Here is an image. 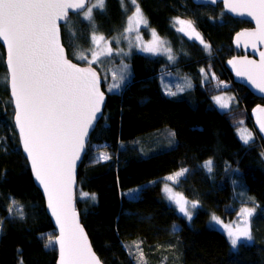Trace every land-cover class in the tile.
Returning <instances> with one entry per match:
<instances>
[{
    "label": "trees",
    "instance_id": "1",
    "mask_svg": "<svg viewBox=\"0 0 264 264\" xmlns=\"http://www.w3.org/2000/svg\"><path fill=\"white\" fill-rule=\"evenodd\" d=\"M139 3L149 25L181 52L180 65L202 77L200 70L212 64L220 78L233 83L242 105L236 113L221 111L212 99L216 85L204 84L203 77L183 98H170L160 81L161 73L169 70L164 68L167 59L132 54L133 81L121 92L107 94L104 117L91 136L79 168L77 209L93 248L104 264H139L135 242H140L146 264H264L261 137L257 133L255 141L214 157L210 172L187 149L235 129L245 118L238 117L239 111L246 112V123L253 128L251 111L264 101L235 84L225 67L229 58L242 54L233 46L234 35L252 25L230 17L222 5L197 6L192 0ZM126 17L120 0H106L105 9L94 17L96 31L107 37L120 34L126 28ZM177 17L193 21L216 57H208L198 44L181 39L174 27ZM69 20L72 29L68 23L63 26L62 38L70 57L90 47L95 28L80 15H72ZM6 76L5 50L0 45V264H56V245H46L47 237H55L57 232L20 146ZM164 128L174 130L177 146L143 156L136 139ZM100 152L110 158L97 161ZM183 169L188 172L174 188L201 206L191 221L180 215L162 192L165 178ZM135 188H140L139 195H126ZM85 192L88 197L81 195ZM245 196L249 201L244 202ZM12 199L23 206V219L7 211ZM244 204L255 207L251 218L253 239L234 249L223 231L210 226V216L215 213L224 222L231 221Z\"/></svg>",
    "mask_w": 264,
    "mask_h": 264
},
{
    "label": "snow or ice",
    "instance_id": "2",
    "mask_svg": "<svg viewBox=\"0 0 264 264\" xmlns=\"http://www.w3.org/2000/svg\"><path fill=\"white\" fill-rule=\"evenodd\" d=\"M211 2L215 3L216 0ZM104 3L105 0H96L94 5L86 9V18L91 19L92 8L103 9ZM132 3L135 4L136 0H132ZM84 7V0H0V40L6 44L9 70L4 81L10 85L14 98L13 119L19 129L23 150L31 162L35 180L47 194L48 207L59 225V235L48 236L46 245H58V264H102L79 222V215L73 205L72 189L75 163L80 158L88 129L97 119V113L101 112L105 96L100 90L97 72L91 67L82 68L73 63L60 42L59 21L68 19L69 9ZM226 7L231 12L246 14L255 20L256 30L241 33V36L248 38L254 48L258 43H264V0H226ZM133 22L147 25L138 5L135 14L129 18V31ZM178 22L188 23L191 27L190 21ZM179 30L184 31L183 28ZM153 35H156L154 30ZM93 39L103 40L104 37L94 36ZM157 41L163 43L158 37ZM145 51L155 52L157 48L150 45ZM110 53L111 49L106 54ZM78 58L86 59L83 55ZM98 59L99 55L93 53V61ZM229 63L236 68L238 76H246L264 93V52L260 53L259 63L255 60ZM238 64L241 66L238 67ZM119 87V83H115L108 91ZM169 94L176 95L175 92ZM215 99L219 102L221 98ZM220 106L228 107L227 104ZM254 111L258 114L259 129L264 132V107ZM251 139V134L243 137L244 143H249ZM205 167L210 172L212 161H207ZM187 172L188 169H183L165 179L178 181ZM164 191L167 199L175 203L190 220L189 207L194 209L197 203L187 200L180 193H173L167 184ZM81 195L89 196L86 192ZM92 199H95L94 194ZM10 203L11 207L7 209L9 214L23 219V206L15 199ZM254 213L255 207L243 208L240 213L244 218L242 224L234 228L224 225L233 247L237 246L241 238L248 241L253 239L250 218ZM212 220L223 223L216 216ZM2 223L0 221V225ZM134 247L139 264H146L140 242H135Z\"/></svg>",
    "mask_w": 264,
    "mask_h": 264
},
{
    "label": "rangeland",
    "instance_id": "3",
    "mask_svg": "<svg viewBox=\"0 0 264 264\" xmlns=\"http://www.w3.org/2000/svg\"><path fill=\"white\" fill-rule=\"evenodd\" d=\"M120 1L126 12L127 23L125 30L122 33L117 34L113 37H107L97 32L95 27L94 17L96 15V12L103 11L105 9L106 0L103 9H100L98 7L92 8L91 19L86 18V11L80 14L81 19L92 23L94 25L95 30L94 32H92L91 35L90 47L70 56L69 58L72 61L84 66L96 68L103 79L104 91L107 94H113V93L121 92L126 87L127 84L133 81L134 70L132 67V54L142 53L150 57H156V56L165 57L167 60L164 68H169V70H167L164 73H161L160 81L163 87V91L167 96L175 99L183 98L188 91L195 88V86L200 82V79L202 80L203 77L204 84L213 82L216 85V93L214 94L212 99L217 105V107L221 111H224L225 113L237 112L239 106L242 105V101L239 95L237 94V92L233 89L232 82L220 78V74L213 69L212 64L209 67V69L202 68L200 70L199 73L200 74L202 73L201 74L202 77H199L197 73H194L191 70H187L184 66L180 65V61L182 60V55L180 54L181 52L178 50H174L171 40L160 36L157 33V31H155V29H153L149 25V22L140 7L139 0H136L135 4L132 3V0H120ZM95 3L96 0H90L88 8L94 5ZM137 5L140 7L144 18L147 20V25L143 23L136 24L135 22H133L131 25V31H129L128 30L129 18L135 14V8ZM178 21L189 22L190 20L184 18H178V17L175 18L174 20V27L180 33V37L182 40L185 39L188 42H192L193 44H198L200 47L204 49L208 57H213V58L216 57V52L214 51V49H212L211 45L203 39L202 35L196 29L197 27H195L193 21H190L191 27H189L188 23L180 24ZM67 23H68V25L66 24L67 27L72 29V25H71L72 21L69 20V22ZM180 28H183L184 31H180L179 30ZM153 30L156 34L155 36L153 35ZM197 33L199 34V38H197ZM94 36L95 37L103 36L104 39L94 40L93 39ZM157 37L159 38V41H163V43H159L157 41ZM201 39L203 40V43H201ZM150 45L155 46L157 48V51L155 52L145 51V49ZM205 45H208L210 47L206 48ZM109 49H111V53L106 54L108 53ZM93 53H97L99 55L98 60L93 61ZM80 55L85 56L86 59H79L78 57ZM169 56H171L172 58L169 59ZM115 83H119L120 85L119 89H113V91L111 92L108 91V89L111 88L112 85ZM170 92H175L176 95H170L169 94ZM216 97L221 98L219 102H217V100L215 99ZM221 104H227L228 107L222 108L220 106ZM237 114L238 117L239 116L240 117L243 116L245 118L247 117V114L244 111H239ZM245 118H241L238 121L240 122V124L236 125L235 129L208 138L196 144L187 146V149L195 153L199 157L200 161L203 163L204 166L207 161L211 160L212 168H213L214 157H216L217 155L225 151H228L230 149H236L240 146L247 145L257 139V136L259 134L257 135V131L255 130L254 126L252 128L250 125H247ZM172 133H175L174 130L170 128H164L147 135L145 134L139 136L136 139L137 147L141 152V154L145 157H149L152 155H156L168 151L176 147L178 144L176 134L173 136ZM249 134H251L252 139L249 141V143H244L243 137H246ZM104 156H108L110 158L108 153L105 154L103 152H100L98 153L97 155L98 159L96 158V160L107 161L109 158L104 159L103 158ZM186 174L187 173L179 177L178 180L180 178H184ZM176 183L177 181H168L165 179L162 186L164 199L169 204H171L180 215L184 216L188 221H191V219L198 212V209H200L201 206L198 202H196L197 203L196 208L193 209L189 207V211L191 212L190 220L183 213H181L179 211V207L175 203L167 199V194L164 191L165 185L167 184V186L172 189L173 193H178L174 188V184ZM139 190L140 188L138 189L135 188L133 190L128 191L126 195L134 196L136 193L139 195L140 193ZM249 198L252 199V197ZM189 201L195 202L192 200ZM245 201L246 202L249 201L248 197L246 196L244 198V202ZM243 208H253V207L248 204L247 205L244 204V206H242L241 209ZM241 209L237 214L236 218L228 222H224L215 213H211L210 226L220 231H223L230 241V238L228 236V230L224 227V225H230L234 228L236 225L242 224L244 218L240 214ZM213 216L218 217L219 220L222 221L223 223H216L215 221H213L212 220ZM251 218H250V223H251ZM245 242L247 243L250 241L241 238V240L238 241L237 246ZM237 246L233 248L237 249Z\"/></svg>",
    "mask_w": 264,
    "mask_h": 264
},
{
    "label": "water",
    "instance_id": "4",
    "mask_svg": "<svg viewBox=\"0 0 264 264\" xmlns=\"http://www.w3.org/2000/svg\"><path fill=\"white\" fill-rule=\"evenodd\" d=\"M193 3L197 6H211V7H217L218 5H222L223 9H224V12L229 15L230 17L234 18V19H239V20H242V21H245V22H249L252 27L251 28H245V29H242L240 31H238L234 37H233V46L236 50H240L243 54L241 55H236V56H233L231 58H229L226 63H225V67L226 69L228 70V72L231 74L232 78H233V82L237 85H240V86H243L245 87L253 96L257 97V98H260L264 101V93L260 92L259 89H257L248 79L246 76H238L236 74V68H234L232 66V64L229 63V61H235V62H241V61H244V60H255L257 63H259V60H260V53L261 52H264V43H258L256 45V47L254 48L252 43L248 40V38H246L245 36H241L240 34L241 33H244V32H251V31H254L256 30L257 28V25H256V22L255 20L252 18V17H249L247 16L246 14L245 15H238L234 12H231L228 10V8L226 7V0H216L215 3L211 2V0H192ZM89 3H90V0H84V4H85V7L82 8V9H69L68 10V19L67 20H61L59 21V26H60V42L61 44L63 45L64 49H65V54L66 56L69 58V55H68V52H67V49L66 47L64 46L63 44V38H62V28L63 26H65L68 22V20L70 19V17L72 15H80L81 13L85 12L86 9L88 8L89 6ZM239 37V38H238ZM0 45L4 48L5 50V65H6V68H7V71H8V74H9V70H8V66H7V63H6V59H7V48H6V44L4 43L3 40H0ZM70 59V58H69ZM71 60V59H70ZM72 61V60H71ZM73 63L77 64L78 67H82V68H88V66H84V65H81L79 63H76L74 61H72ZM238 67H240L241 65L238 64L237 65ZM92 69H94L99 78H100V90L102 92H104V96H105V99H104V103L101 107V112L100 113H97V119L95 121H93L91 127L88 129V134L87 136L84 138V147H83V150L82 152L80 153V158L76 161L75 163V176H74V180H75V183L73 184V189H72V192H73V205L76 209V212L78 213L79 215V222L80 224L82 225L83 229H84V232L86 233L87 235V239H88V242L90 243L91 247H92V250L95 252L94 248H93V245L91 243V240L89 238V235L85 229V227L83 226V223H82V219H81V216H80V213L77 209V201H78V188H79V184H78V174H79V168L81 166V164L83 163L84 161V158L87 154V151H88V146H89V143H90V140H91V136L93 134V132L96 130L98 124L100 123V121L103 119L104 117V114H105V109H106V105H107V101H108V95L107 93L104 91V83H103V79L99 73V71L94 68V67H91ZM10 87V85H9ZM10 96H11V99L12 101L14 100V98L12 97L11 95V89H10ZM13 107H14V111H15V106H14V103H13ZM258 107H264V103L263 104H260L258 106H256L255 108L252 109L251 111V119H252V122H253V126L255 128V130L257 131V133L259 134V136L261 137L262 141L264 142V132H261L260 129H259V126H258V123H257V113L254 111L255 109H257ZM14 126L16 128V132L18 134V137H19V141H20V146H21V149H22V152H23V155L25 156L26 160L28 161V164H29V168H30V171H31V174H32V178H33V181L36 185V187L40 190L42 196L44 197V200H45V205H46V212L49 216V218L51 219V222L53 224V227L54 229L56 230L57 232V236L59 235V225L56 223V218L52 215V212H51V209L48 207V204H47V194L44 192L43 190V187L41 185H39V183L35 180V177H34V173L32 171V168H31V162L30 160L28 159L27 157V154L24 152L23 150V146H22V139L20 137V133H19V129L18 127L15 125V122H14ZM56 245V244H55ZM56 248H57V252H58V259H57V263L59 262V248H58V245H56ZM96 253V252H95ZM97 257L101 260V258L98 256V254L96 253ZM102 261V260H101ZM102 264H104V262L102 261Z\"/></svg>",
    "mask_w": 264,
    "mask_h": 264
},
{
    "label": "flooded vegetation",
    "instance_id": "5",
    "mask_svg": "<svg viewBox=\"0 0 264 264\" xmlns=\"http://www.w3.org/2000/svg\"><path fill=\"white\" fill-rule=\"evenodd\" d=\"M238 51H240V50H238ZM243 54V53H242ZM239 55H241V54H239Z\"/></svg>",
    "mask_w": 264,
    "mask_h": 264
},
{
    "label": "bare ground",
    "instance_id": "6",
    "mask_svg": "<svg viewBox=\"0 0 264 264\" xmlns=\"http://www.w3.org/2000/svg\"><path fill=\"white\" fill-rule=\"evenodd\" d=\"M9 75V74H8ZM9 90H10V87H9Z\"/></svg>",
    "mask_w": 264,
    "mask_h": 264
}]
</instances>
